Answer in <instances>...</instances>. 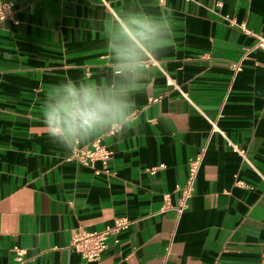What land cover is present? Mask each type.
I'll use <instances>...</instances> for the list:
<instances>
[{"label": "crops", "instance_id": "0c3cea01", "mask_svg": "<svg viewBox=\"0 0 264 264\" xmlns=\"http://www.w3.org/2000/svg\"><path fill=\"white\" fill-rule=\"evenodd\" d=\"M161 1L0 0L19 21L0 20V264H16L15 246L26 264H264V0ZM132 6L167 12L175 43L134 97L135 126L77 146L101 138L112 152L115 174L96 176L50 141L41 106L69 78H108L109 17ZM119 217L134 223L99 262L71 249L75 231Z\"/></svg>", "mask_w": 264, "mask_h": 264}, {"label": "clouds", "instance_id": "9594fccd", "mask_svg": "<svg viewBox=\"0 0 264 264\" xmlns=\"http://www.w3.org/2000/svg\"><path fill=\"white\" fill-rule=\"evenodd\" d=\"M109 21L108 78L98 83L69 78L53 85L41 106L48 138L68 151L93 137L117 136L135 126L134 97L175 43L167 12L154 14L132 6Z\"/></svg>", "mask_w": 264, "mask_h": 264}, {"label": "built area", "instance_id": "2783aa9c", "mask_svg": "<svg viewBox=\"0 0 264 264\" xmlns=\"http://www.w3.org/2000/svg\"><path fill=\"white\" fill-rule=\"evenodd\" d=\"M161 2H164L163 0ZM15 4L13 2L0 3V20H11L14 24H19V21L15 18ZM232 25L238 26L246 31L244 24H236V22L231 21ZM256 48H264V38H261ZM251 49L247 50L243 58L231 65V69L235 76L241 71L243 63L248 59ZM160 67V64L157 65ZM175 89H179L175 83H172ZM159 99H153L152 102H157ZM213 131H218L214 122H212ZM233 150L245 157V153L241 150L239 146L231 144ZM204 152H201L195 160H192L189 164V175L187 183L185 186L181 187L179 190L181 192V198L179 205L176 208L169 206L166 203L161 209L165 212L169 209H175L179 214H183L189 206V201L193 197L195 190V183L197 177L200 173L201 167L204 161ZM113 158L112 152L104 144L103 139L99 138L94 141L90 147H76L73 149L70 159L76 160L81 165L90 167L94 169V174L96 176H106L108 178L112 177L115 173L110 167V161ZM101 163L102 168L97 169L96 164ZM161 167L153 168L152 173H155ZM239 186L247 187L245 183L239 182ZM134 222L126 217H119L115 219L114 225L107 227L102 231H86L83 229L77 230L72 235L71 249L78 253L87 263L99 262L104 254L110 249L111 245L120 242L121 234L126 231ZM15 254L16 264H26L25 251L15 246L12 249Z\"/></svg>", "mask_w": 264, "mask_h": 264}]
</instances>
